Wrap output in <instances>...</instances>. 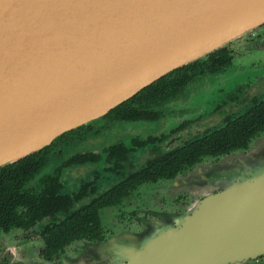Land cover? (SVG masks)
Masks as SVG:
<instances>
[{"label": "water", "instance_id": "1", "mask_svg": "<svg viewBox=\"0 0 264 264\" xmlns=\"http://www.w3.org/2000/svg\"><path fill=\"white\" fill-rule=\"evenodd\" d=\"M262 25L264 0H0V168ZM208 185L191 216L126 247L131 264L264 254V140Z\"/></svg>", "mask_w": 264, "mask_h": 264}, {"label": "flooded vegetation", "instance_id": "2", "mask_svg": "<svg viewBox=\"0 0 264 264\" xmlns=\"http://www.w3.org/2000/svg\"><path fill=\"white\" fill-rule=\"evenodd\" d=\"M234 65L249 72L200 110L183 104L193 85ZM155 83L33 154L31 166L0 168V264H131L127 246L191 216L207 196L201 184L264 140V25ZM139 121L149 128L126 126Z\"/></svg>", "mask_w": 264, "mask_h": 264}, {"label": "rangeland", "instance_id": "3", "mask_svg": "<svg viewBox=\"0 0 264 264\" xmlns=\"http://www.w3.org/2000/svg\"><path fill=\"white\" fill-rule=\"evenodd\" d=\"M238 40H240V39H238ZM245 72H249V71H247V69L245 67L243 69V66H241V65H234L231 68H229L227 71H225L224 73L216 74V75L214 74L212 76L206 77V81H204V80L201 81L197 87H196V84L192 86V87H195L196 91L198 90V92L196 94L192 93L190 96H186V97L182 98L183 104L185 106L189 107L191 110L197 111V110L202 109L206 102H210L211 100L215 99L217 91L220 87L227 86L230 82H235L241 76H244L246 74ZM196 105H198V106H196ZM169 120L170 119H168L164 122H161L160 127H166V125L169 123ZM150 127H153L154 130L156 129L155 125H151ZM147 128H149V127H147ZM153 131L148 130V132H153ZM258 143H259V141H257L255 143V146ZM255 146H254V148H255ZM243 155H246V154H242L241 156H243ZM241 156H239V157H241ZM208 184H210V183L206 182L205 184H201L202 186H200L199 190L200 191L209 190ZM144 241L145 240H142L141 243L144 244ZM238 263H242V262H238ZM238 263H235V264H238ZM242 264H246V263L243 262ZM261 264H264V262Z\"/></svg>", "mask_w": 264, "mask_h": 264}, {"label": "trees", "instance_id": "4", "mask_svg": "<svg viewBox=\"0 0 264 264\" xmlns=\"http://www.w3.org/2000/svg\"><path fill=\"white\" fill-rule=\"evenodd\" d=\"M158 84H159V83H155V84H153V85L147 87V88L144 90V92L150 90L151 88H155L156 86H158ZM126 104H127V103L124 102V103L121 104L120 106L116 107L113 111H119V110L122 109V107L125 106ZM61 137H62V136H61ZM31 157H32V155H30V156L24 158L22 161H20V162L18 163L17 166H19V167H26V168L29 167V166H31V162H30V158H31ZM28 159H29V160H28ZM26 160H28V161H26Z\"/></svg>", "mask_w": 264, "mask_h": 264}]
</instances>
